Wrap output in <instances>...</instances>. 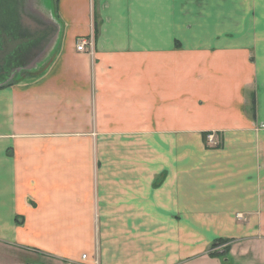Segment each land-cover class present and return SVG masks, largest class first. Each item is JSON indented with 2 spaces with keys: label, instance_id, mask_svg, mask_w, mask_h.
Returning a JSON list of instances; mask_svg holds the SVG:
<instances>
[{
  "label": "crops",
  "instance_id": "obj_1",
  "mask_svg": "<svg viewBox=\"0 0 264 264\" xmlns=\"http://www.w3.org/2000/svg\"><path fill=\"white\" fill-rule=\"evenodd\" d=\"M52 14L0 87V242L48 264H264V0Z\"/></svg>",
  "mask_w": 264,
  "mask_h": 264
},
{
  "label": "water",
  "instance_id": "obj_2",
  "mask_svg": "<svg viewBox=\"0 0 264 264\" xmlns=\"http://www.w3.org/2000/svg\"><path fill=\"white\" fill-rule=\"evenodd\" d=\"M45 1L0 0V87L28 73L56 36L58 23Z\"/></svg>",
  "mask_w": 264,
  "mask_h": 264
},
{
  "label": "rangeland",
  "instance_id": "obj_3",
  "mask_svg": "<svg viewBox=\"0 0 264 264\" xmlns=\"http://www.w3.org/2000/svg\"><path fill=\"white\" fill-rule=\"evenodd\" d=\"M45 4L53 10V0H46ZM22 78V74L17 75L14 81L21 80ZM230 249L225 243H219L216 248H213L212 255L225 259ZM0 264H48V259L40 256L36 251L0 242Z\"/></svg>",
  "mask_w": 264,
  "mask_h": 264
},
{
  "label": "built area",
  "instance_id": "obj_4",
  "mask_svg": "<svg viewBox=\"0 0 264 264\" xmlns=\"http://www.w3.org/2000/svg\"><path fill=\"white\" fill-rule=\"evenodd\" d=\"M87 47H92V43L86 40L81 41L80 45L77 47V51L79 52H85ZM206 142L210 145L214 144V136L212 134L208 135L206 137ZM238 219H241L240 216H238ZM84 258V257H83Z\"/></svg>",
  "mask_w": 264,
  "mask_h": 264
},
{
  "label": "trees",
  "instance_id": "obj_5",
  "mask_svg": "<svg viewBox=\"0 0 264 264\" xmlns=\"http://www.w3.org/2000/svg\"><path fill=\"white\" fill-rule=\"evenodd\" d=\"M22 75H24V74H22ZM13 82H14V81L8 83L7 85H11ZM253 111H254V106H253ZM219 243H222V244L225 243V244H227L228 241H223V240L216 241V242L212 245V248H216V247L218 246ZM212 256L215 257V255H212Z\"/></svg>",
  "mask_w": 264,
  "mask_h": 264
}]
</instances>
